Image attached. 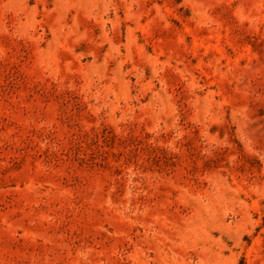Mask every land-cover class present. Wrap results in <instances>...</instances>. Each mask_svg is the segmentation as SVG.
<instances>
[{"label":"rangeland","instance_id":"rangeland-1","mask_svg":"<svg viewBox=\"0 0 264 264\" xmlns=\"http://www.w3.org/2000/svg\"><path fill=\"white\" fill-rule=\"evenodd\" d=\"M0 264H264V0H0Z\"/></svg>","mask_w":264,"mask_h":264}]
</instances>
